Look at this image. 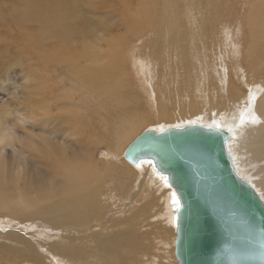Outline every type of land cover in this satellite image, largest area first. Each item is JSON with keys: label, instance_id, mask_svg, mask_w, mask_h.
Returning <instances> with one entry per match:
<instances>
[{"label": "bare ground", "instance_id": "bare-ground-1", "mask_svg": "<svg viewBox=\"0 0 264 264\" xmlns=\"http://www.w3.org/2000/svg\"><path fill=\"white\" fill-rule=\"evenodd\" d=\"M231 1H241L239 6L247 4V0H224V4L193 0V21L188 9L174 20L179 11L176 0H147L141 13H136V8L132 11L129 1L124 0H19L15 13L0 10V84L8 78V69L21 67L26 82L23 95L14 101L25 108L16 113L27 123L25 132H17L10 142L6 130L17 131V125L6 107H0V214L49 230L65 228L71 234L69 238L61 234L59 240L37 234L34 240L22 229L2 230L0 264H123L122 259L131 258L138 225L149 218L150 211L152 221L163 234L165 231L169 248L162 242L163 255L160 251L155 255L159 260L153 257L145 262L142 258L140 263L177 264L174 239L178 199L166 175L148 160L128 162L133 166L127 167V177L116 169L117 150L122 151L148 116L133 106L119 113L117 120L114 117L109 122L108 118L110 101H121L118 92L124 85L126 43L133 38L136 42L140 35L147 38L151 25L163 29L164 46L157 44V52L152 54L164 58L167 69L157 75L164 84L158 92L152 87L155 64L149 58L134 61L133 72L158 121L147 129L160 131L198 123L228 130L226 146L235 171L264 201V10L249 7L250 14L236 15ZM255 2L262 4L264 0ZM228 4L227 18L214 23L220 19L221 7ZM118 15L120 19L115 21ZM238 16L240 20L235 22ZM169 40L175 41L174 61L167 54L166 42L171 51ZM212 51L215 55L211 59ZM226 58L234 63L237 72L233 76L224 73L228 69ZM184 64L185 69L192 68L180 74L184 87L178 92V68ZM47 65L49 73L45 71ZM171 65L172 74L167 71ZM202 69H208L206 80ZM172 88L177 92V103L170 109L163 91ZM179 105L186 107L184 112ZM106 140L109 143L98 161L91 147L98 148ZM8 145L13 148L11 154L6 152ZM100 162L106 166L100 167ZM115 184L121 192L117 200L126 204L132 199L125 215L110 225L105 235L102 230L81 232L95 208L102 213L107 209L109 203L103 199L116 194L107 189H115Z\"/></svg>", "mask_w": 264, "mask_h": 264}, {"label": "water", "instance_id": "water-1", "mask_svg": "<svg viewBox=\"0 0 264 264\" xmlns=\"http://www.w3.org/2000/svg\"><path fill=\"white\" fill-rule=\"evenodd\" d=\"M229 132L202 124L146 129L125 148L148 160L177 195V264H264V201L235 171Z\"/></svg>", "mask_w": 264, "mask_h": 264}, {"label": "rangeland", "instance_id": "rangeland-1", "mask_svg": "<svg viewBox=\"0 0 264 264\" xmlns=\"http://www.w3.org/2000/svg\"><path fill=\"white\" fill-rule=\"evenodd\" d=\"M113 1L115 2L116 0H113ZM117 1H119V0H117ZM146 1L147 0H126V1L124 0V2H128V4L130 3L129 6H130V9L132 11H133V8H136L135 9L136 13L142 12V9L144 8V4L146 3ZM213 1L216 3H219V4H224L223 3L224 0H213ZM252 1L247 0V4L243 2V4L241 6H239L241 4V1H238L239 4L237 3V1L236 2L231 1L230 4H232L234 9L236 10L234 13L235 14L237 13L238 15L240 14L239 12L245 13V14H248V13L250 14V12L247 10V8H249V7L251 8V10L253 8L264 10V3H262L263 4L262 5V4L256 3L255 2L256 0H252ZM176 2L178 3V10L179 11L176 14L177 17L174 16V18H175L174 20H176L179 17V15H181L186 9H188L189 10L188 15H189V17L191 16L190 20L193 21L195 19L194 18L195 14L193 13V11H190L192 9V6H193V0H184V1L176 0ZM18 3H19V0H0V10L1 11L9 10V12L11 11L12 13H15L16 12V4H18ZM115 3H117V2H115ZM229 10H230L229 4H228V7L223 5L221 7L220 12H219L220 19L218 21H215L214 23H218L221 20L223 21L224 18H227L225 16L228 14ZM192 15H193V18H192ZM119 19H120V16L118 15V17L115 18V21H119ZM196 19H197V13H196ZM235 19H236L235 22L239 21L240 16L236 17ZM151 26L152 27L149 28V31L151 32V34L147 38H144L143 35H140L139 39L136 42H134L135 38H133L131 41L129 40L130 43L129 42L126 43L127 46L125 45L126 47L123 51L126 52V54L125 53L124 54L126 56H128V58L124 55L125 58H124L123 75H122L124 85L121 86V88L118 92L119 93L118 96H120V94H121V98L119 97L121 101L117 102V103L115 101H110V103H109V105L112 106V109H110V111L112 110V112H110L109 117H108L109 122H112L113 121L112 118H114V117L117 120V115L119 113H122L123 111L130 109L129 107H133V106H137L139 108L138 109L139 111L146 113L148 116V118H146L147 119L146 122L144 124L143 123L140 124V126L133 131L134 133H133L132 137L124 143V145H123L124 147H122L123 149L121 148L122 151L125 149V147H127L129 142H131V140L135 136H137L140 132H142L144 129L154 127V126H156V124H158V121H155L156 119H154V115H152V111L150 110L152 104H150V103H148L149 105L147 104V101L145 98L146 95L144 93L145 89H144L143 85L141 84V82L139 81V79L135 77V72H133V71H135V68H134L135 67V64H134L135 60H138V59L141 60L142 58H149L148 59L149 62H151L152 64H155L154 66H155V71H156L155 72L156 81H155L154 85H152V87L154 88V90L156 88V90L158 92H160V90H159L160 88L161 89L164 88V84L159 83V80L157 79V75L159 74V76H160L162 73H164V71L167 69L166 63L162 62V61H164V58H158L156 56L157 54H152L154 52H157V44H159V46H162V42L164 39V38H162L163 29H161V31H160L159 29L156 30L155 28H153L156 25H151ZM247 26L248 25H246V27ZM120 29H121V26L119 27V32H121V35H123L124 29H121V30ZM152 33H154V34H152ZM48 41H51V39H49ZM169 41L171 43V51H169V48H168V45L166 42L165 45H166V49H167V54L170 53V56H168V57L174 61L176 53H175V55L172 54V50H173L172 45L174 44L173 42H175V41L174 40H172V41L169 40ZM51 44H52V42L48 43V45H51ZM163 46H164V43H163ZM146 47H147V49H145ZM123 51H122V54H123ZM132 54H134V55H132ZM178 54H179V52H178ZM210 55H212V56H210ZM214 55H215V51H212L209 53V56L211 59ZM207 56H208V54L206 56H204L205 59H203V61L205 60L203 63L204 66L207 63V59H208ZM169 58H167V61L170 64L171 60ZM231 61H232L231 59L226 58L225 62H227L229 70L224 69V73H229L231 76H233V74H236L237 71H235L234 63H232ZM32 62L35 64L36 60L32 59ZM229 63H230V65H229ZM53 64H59V63H53ZM172 65H173V63H172ZM172 65H171V68L167 70L170 72V74L174 73V68L172 67ZM185 65L186 64L179 65L180 68H178V72H179V73H177V74H179V76L177 77V80L179 82V85L177 87L178 92H182L183 87H184V84H182V81L180 80V74L182 73L183 70H185L187 72L188 69L190 70L192 68V67H186V69H185ZM256 65H258V64H256ZM207 70L208 69L200 70L202 77L205 80L207 78H209ZM8 71H9V72H7L8 78H6L0 84V107H2V106L6 107V112L9 116V118L17 125V128H16L17 131L13 130V128L12 129L10 128L11 129V130L9 129L10 131H8V129L6 130V133L9 134L7 140L11 139L9 141L12 142L13 137H15L17 135V132H20V131L25 132V126L27 124L26 120L22 117V115L16 113V110H19V112H24L25 108L22 105L16 104L14 101L15 98L19 97V94H20V96L23 95L24 84H25L26 80L24 78H22L21 67L19 65H16L15 67H13V69H8ZM45 71L47 73H49V71H50L49 65L46 66ZM217 71L220 72V70H217ZM254 71H256V70H252V72H254ZM25 75H26V77H28V73H25ZM186 76L188 78L187 73H185V77ZM203 79L202 80L199 79V80H201L203 82ZM126 82H128V83L125 84ZM139 85L141 87H143V89H144L143 91L141 90ZM159 85H161V86H159ZM163 95H164L165 100H166L165 103L168 106H170V109H172V107L177 103V99H176L177 92L173 88L172 89H164ZM91 106H92V103L90 102L89 107H91ZM179 109H181V111L184 112L186 107L179 105ZM180 116H182V115H180ZM94 117L96 118L98 116L94 115ZM183 117L184 116H182V118ZM168 124H171V123H168ZM9 132H12V133H9ZM107 143H109V141L106 140V141L100 142L98 148H95L94 146L91 147V148L95 149L94 153H95V157L98 161H100L101 158H103L102 152H104V148H105V145ZM11 147L12 146H10V145L6 146V152L8 154H11V152L13 150V148H11ZM117 151H118L117 157L115 155V157L118 160L116 162H118V164H119L117 166L118 168H116L117 172L123 173V171H124V175L127 177L126 169H128L127 167H132L133 165L128 164V162H126V160L123 159L124 158L123 157L124 151L123 152L121 150H117ZM119 151H121V153ZM103 165H104V163H102V162L99 163L100 167ZM105 166H106V164H105ZM105 166H103V167H105ZM107 183H108V180H107ZM117 185L118 184H115V189H111V188L106 187L108 189V192L113 193V195L115 193L116 194L113 197H111L109 194H107L105 196V199H103V202L109 203V205H107V209L105 211H103V213H102L100 210L95 208L93 215L89 217L90 223L87 226L81 228V229H83V230H80L81 232L88 233L90 231L94 232V230H98V231L102 230L103 235H105L108 232L107 229L110 227V225H114L115 221H117L118 219H120L121 217H123L125 215V213L127 212V207H129L128 205L131 204L132 199L130 198L126 204H123L122 200H117L119 195H121L119 188H117V187H119V185L118 186ZM125 188H127V187L125 186ZM142 190H143V188H142ZM139 194H141V192ZM112 199H115V200H113V203L111 202ZM156 205H157V203L154 202L153 207H155ZM124 206H126V207H124ZM151 213H152V211H150V213H149L150 219H151V215H152ZM149 218L146 219L142 224L138 225V227H140V228L137 231V233L135 234L136 240H135V243L132 244L134 246L131 247V251H130L131 258L128 257L127 260L122 259L123 264L127 263L129 260L131 261V264H134V263L142 264V263H140L142 261L141 260L142 258H144L145 262L146 261L149 262L151 259H153V257H155L156 260H159V257L155 256V255H157L158 251H160L159 254L163 255V253H162L163 248L162 247L165 246L164 244H167V247L169 248L168 243L166 242V239H165V236L167 237V235L165 234V231L163 234L161 232L160 226L157 225V222H154V221H152V219L150 220ZM13 228H16L18 230L22 229V230L27 231L26 233L28 234V236L34 240H37V236H36L37 234L43 235L44 237H46V239L48 238L49 240H52L53 237L56 240H59V235H61V234L65 235L66 238L71 237V234L67 233L68 229L66 230L65 228H58L56 231L49 230V229L44 228L42 226L31 223L30 221H26V223L22 224V222H20V221L13 220L12 218L7 217L4 214H0V231H2V230L3 231H11V230H14ZM85 230H86V232H85ZM81 232H78V233L82 234ZM157 233H159V234H157ZM65 239L63 240L64 242H65ZM160 239H161V241H160ZM162 242H164V244H162ZM139 243H141L142 246L138 245ZM1 246H2V241L0 240V248H1ZM149 248L150 249L152 248L154 251L152 252V249L150 251ZM144 252H146V253H144ZM146 254H148L147 257L142 256V255H146ZM149 255H151V257ZM143 264H148V263H143Z\"/></svg>", "mask_w": 264, "mask_h": 264}]
</instances>
